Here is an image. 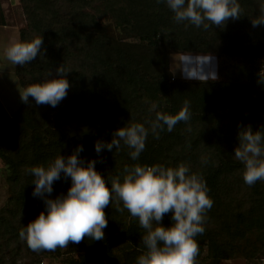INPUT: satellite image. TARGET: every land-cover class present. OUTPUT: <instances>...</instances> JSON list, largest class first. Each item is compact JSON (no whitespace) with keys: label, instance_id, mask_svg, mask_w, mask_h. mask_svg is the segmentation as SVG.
Returning <instances> with one entry per match:
<instances>
[{"label":"trees","instance_id":"16d2710c","mask_svg":"<svg viewBox=\"0 0 264 264\" xmlns=\"http://www.w3.org/2000/svg\"><path fill=\"white\" fill-rule=\"evenodd\" d=\"M26 27L21 40L42 36L41 55L16 66L23 88L63 64L71 70L67 97L58 106L37 105L32 97L9 115L0 102V158L14 184L5 206L0 208V264H19L21 228L45 209L43 199L33 196V176L28 169L46 164L57 155L71 154L83 145L80 154L96 159L98 171L116 175L125 165L164 164L175 167L183 162L201 173L208 185L213 207L207 213L205 232L197 237L200 254L205 247L209 264H217L236 253L264 258V181L249 187L243 180V165L234 159L240 125L264 130V93L252 97L240 90V83L256 73V60L264 65V25L253 28L251 18L259 14L264 0H239L243 9L239 20H229L224 29L208 30L176 23L166 3L157 0H18ZM94 5L107 15L120 32L138 42L115 39L100 25L87 7ZM4 23L0 13V24ZM182 52L212 53L220 57H250L252 66L225 70L226 78L209 81H169L166 79V48ZM150 50L160 51L153 68L146 71ZM44 53V54H43ZM219 72V70H218ZM190 103L189 122L178 123L173 131L165 128L156 139L151 133L138 161L129 149H106L98 156L97 140L110 141L112 133L133 118L144 122L157 111L175 114L184 101ZM147 126V125H146ZM207 160L204 164L202 161ZM71 180L54 182L52 196L66 193ZM105 239L70 244L77 257L68 264H94L97 251L126 245L124 261L134 264L140 254L143 229L125 210L109 206ZM163 223H171V214ZM132 245L134 247H132ZM44 252V251H42ZM40 252V253H42ZM39 259L32 263L39 264ZM199 264H204L202 261Z\"/></svg>","mask_w":264,"mask_h":264},{"label":"clouds","instance_id":"9594fccd","mask_svg":"<svg viewBox=\"0 0 264 264\" xmlns=\"http://www.w3.org/2000/svg\"><path fill=\"white\" fill-rule=\"evenodd\" d=\"M166 3L174 13L176 23L186 22L205 31L211 26L224 29L229 20L243 17L239 0H157ZM252 27L264 25V4L259 14L251 18ZM42 36L29 40L12 38L4 49L6 59L12 65H25L41 55ZM44 54V53H43ZM177 64L172 70L173 78L179 70L185 79L199 80L207 84L218 80L216 58L210 53L193 55L191 52L173 55ZM71 70L61 64L55 72L48 71L44 77L27 86L18 87L22 102L29 97L37 105L56 107L67 97L70 82L67 74ZM259 81L264 84V67L259 71ZM190 103L185 100L181 110L175 114L157 111L154 118L144 122H133V118L112 133L110 141L97 140L95 151L99 156L105 149L117 152L127 147L129 156L138 161L146 148L151 133L156 139L167 129L173 131L180 122H189ZM147 125V126H146ZM239 143L234 159L243 165V180L249 187L264 181V130H253L249 124L240 125ZM83 145L65 156L57 155L46 164L28 169L33 176V196L43 199L45 209L26 227L19 231V240L29 249L40 253L65 249L70 244H80L86 238L91 241L105 239L108 226L109 206L116 211L125 210L138 220L143 234L140 239V254L134 264H199L200 254L197 237L205 232L207 213L214 201L204 176L191 170L186 163L177 166L164 164L135 163L125 165L122 171L107 177L98 171L96 159L81 157ZM207 164L205 159L202 161ZM71 180L67 192L53 197L54 182ZM171 214V223L165 225L164 217Z\"/></svg>","mask_w":264,"mask_h":264},{"label":"rangeland","instance_id":"374dc122","mask_svg":"<svg viewBox=\"0 0 264 264\" xmlns=\"http://www.w3.org/2000/svg\"><path fill=\"white\" fill-rule=\"evenodd\" d=\"M89 13H91L97 19L98 23L105 27L108 32L113 35L115 39L121 41H128L132 44L138 42L136 37L127 35L120 32L116 25L109 20L107 15H104L97 11L94 8V5L87 7ZM0 13L4 18V23L0 24V102L5 108L6 112L9 115H12L21 105L22 100L18 87H21L18 82V76L16 75V65H12L4 55V49L7 46L8 42L12 38H19V30L26 27V20L21 4L18 0H0ZM185 53L182 51H175L166 46L164 54L168 58L167 66V76L169 81H190L195 79H185L182 77L179 70L176 71L175 78H173L172 70H175L177 64L173 61L174 54ZM193 55L199 54L198 52H191ZM159 54H162L160 51L154 52L150 50L148 52L147 59L145 60L146 71L150 68H153L157 62ZM207 54V53H206ZM216 58V66L218 72V80H224L225 70L233 73L234 69L238 67H243L249 70L252 66L250 62V57H228L226 55H221L218 57L215 54L210 53ZM257 67V72L254 73V77L251 80H244L240 84V90L245 94L258 97L264 93V84H261L259 81V71L261 67H264L261 60H256L255 63ZM239 69V68H238ZM22 88V87H21ZM253 130H257L253 129ZM9 170L5 165L3 159L0 158V208L5 206L8 202L9 196L12 194V189L14 184L8 180ZM44 210V209H43ZM40 213L37 214V216ZM126 245L115 247L106 251H97L96 252V261L94 264H121L124 261V254L127 250ZM132 247H134L132 245ZM206 251L205 247L203 248L202 256L198 257V262L202 261L204 264H209L207 258L205 257ZM76 251L69 245L65 249L58 248L55 251H44L42 253H37L28 248L25 244V248L19 250L18 253V263L27 264L40 260L39 264H68V259L76 258ZM42 261V262H41ZM36 264V263H35ZM217 264H264V258L260 255H252L250 257H245L239 253L234 254L230 258L220 259Z\"/></svg>","mask_w":264,"mask_h":264},{"label":"built area","instance_id":"2783aa9c","mask_svg":"<svg viewBox=\"0 0 264 264\" xmlns=\"http://www.w3.org/2000/svg\"><path fill=\"white\" fill-rule=\"evenodd\" d=\"M42 262V261H41ZM43 264V263H42Z\"/></svg>","mask_w":264,"mask_h":264}]
</instances>
